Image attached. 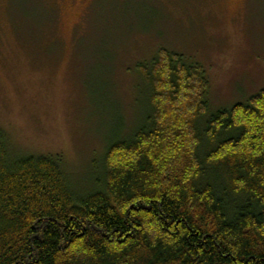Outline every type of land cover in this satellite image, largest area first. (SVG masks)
Here are the masks:
<instances>
[{
	"label": "trees",
	"instance_id": "1",
	"mask_svg": "<svg viewBox=\"0 0 264 264\" xmlns=\"http://www.w3.org/2000/svg\"><path fill=\"white\" fill-rule=\"evenodd\" d=\"M140 73L145 116L88 192L0 136V264H264V89L208 114L198 64L159 49Z\"/></svg>",
	"mask_w": 264,
	"mask_h": 264
},
{
	"label": "rangeland",
	"instance_id": "2",
	"mask_svg": "<svg viewBox=\"0 0 264 264\" xmlns=\"http://www.w3.org/2000/svg\"><path fill=\"white\" fill-rule=\"evenodd\" d=\"M159 49L204 68L208 114L244 103L264 89V0H0V136L90 191L145 116Z\"/></svg>",
	"mask_w": 264,
	"mask_h": 264
},
{
	"label": "flooded vegetation",
	"instance_id": "3",
	"mask_svg": "<svg viewBox=\"0 0 264 264\" xmlns=\"http://www.w3.org/2000/svg\"><path fill=\"white\" fill-rule=\"evenodd\" d=\"M92 1H94V0H92Z\"/></svg>",
	"mask_w": 264,
	"mask_h": 264
}]
</instances>
